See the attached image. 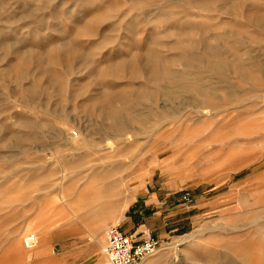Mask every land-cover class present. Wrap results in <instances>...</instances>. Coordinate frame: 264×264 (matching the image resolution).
<instances>
[{
    "label": "rangeland",
    "instance_id": "1",
    "mask_svg": "<svg viewBox=\"0 0 264 264\" xmlns=\"http://www.w3.org/2000/svg\"><path fill=\"white\" fill-rule=\"evenodd\" d=\"M164 200L138 264H264V0H0V264H109Z\"/></svg>",
    "mask_w": 264,
    "mask_h": 264
},
{
    "label": "built area",
    "instance_id": "2",
    "mask_svg": "<svg viewBox=\"0 0 264 264\" xmlns=\"http://www.w3.org/2000/svg\"><path fill=\"white\" fill-rule=\"evenodd\" d=\"M183 199L186 202L192 200L188 192L184 193ZM23 243L26 248H32L36 243L35 234L24 236ZM160 247V238L148 228L127 232L120 225H109L105 229L104 253L109 264H138Z\"/></svg>",
    "mask_w": 264,
    "mask_h": 264
},
{
    "label": "crops",
    "instance_id": "3",
    "mask_svg": "<svg viewBox=\"0 0 264 264\" xmlns=\"http://www.w3.org/2000/svg\"><path fill=\"white\" fill-rule=\"evenodd\" d=\"M166 200L159 204V208L153 213V215L146 221V226L148 229L152 230L154 235H156L158 238L164 240L168 233L166 232L168 230V223H166L168 216H170L169 209H172L171 207H167ZM165 204V205H164ZM164 205V206H163ZM115 225V224H113ZM124 231L127 232H140L143 227H138V223H131L127 225L126 227L120 226ZM146 227V228H147ZM49 234V230H44L41 232V243L39 245V250L42 251L44 249V244L47 239V235Z\"/></svg>",
    "mask_w": 264,
    "mask_h": 264
},
{
    "label": "bare ground",
    "instance_id": "4",
    "mask_svg": "<svg viewBox=\"0 0 264 264\" xmlns=\"http://www.w3.org/2000/svg\"><path fill=\"white\" fill-rule=\"evenodd\" d=\"M240 58V57H239ZM151 59V58H150ZM147 61V60H146ZM155 61V60H154ZM148 62H150V61H148ZM154 65V64H153ZM34 234H35V236H36V243H35V245L32 247V248H34L37 244H38V236H37V234L34 232ZM26 235H28V234H26ZM25 235V236H26ZM104 235H105V232H104ZM103 252H104V248H103ZM19 254H21V255H23V253L20 251V252H18ZM108 262V261H107Z\"/></svg>",
    "mask_w": 264,
    "mask_h": 264
}]
</instances>
